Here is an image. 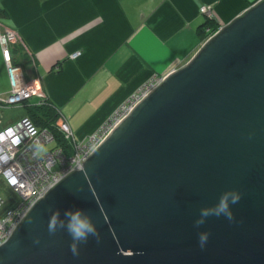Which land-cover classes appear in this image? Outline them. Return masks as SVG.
I'll list each match as a JSON object with an SVG mask.
<instances>
[{
    "label": "water",
    "instance_id": "1",
    "mask_svg": "<svg viewBox=\"0 0 264 264\" xmlns=\"http://www.w3.org/2000/svg\"><path fill=\"white\" fill-rule=\"evenodd\" d=\"M229 190L234 219L205 218ZM82 209L100 234L70 250L49 218ZM209 238L201 248L198 235ZM0 264H264V0L149 90L0 245Z\"/></svg>",
    "mask_w": 264,
    "mask_h": 264
},
{
    "label": "crops",
    "instance_id": "2",
    "mask_svg": "<svg viewBox=\"0 0 264 264\" xmlns=\"http://www.w3.org/2000/svg\"><path fill=\"white\" fill-rule=\"evenodd\" d=\"M256 1L0 0L7 12L0 33L16 35L10 54L24 69L21 80L36 82L57 121L84 140L144 82L185 64L200 48V7L221 26ZM6 69L0 45V98L11 92ZM34 98L39 104L40 95ZM9 108H0L2 123L12 116ZM17 109L22 116L32 107Z\"/></svg>",
    "mask_w": 264,
    "mask_h": 264
},
{
    "label": "built area",
    "instance_id": "3",
    "mask_svg": "<svg viewBox=\"0 0 264 264\" xmlns=\"http://www.w3.org/2000/svg\"><path fill=\"white\" fill-rule=\"evenodd\" d=\"M205 31L208 37L216 30L206 28ZM4 32L0 33V45L9 72L8 76L11 78V92L4 98H0V108H3L7 101L23 97L18 89L20 85L18 84L17 87L13 82L10 63V43L16 42V35L12 33V35H7ZM163 77L164 75L153 76L144 83L113 112L104 125L99 126L96 132L83 143L77 142L68 123L59 119L57 121L59 128L71 143V151L56 144L51 133L42 128L37 129L30 117L22 115L23 123L32 132L33 138L19 137L15 144L0 141V157H5L0 160V245L9 238L17 222L40 196L73 169H82L85 157L107 132ZM37 85L33 81L23 82L22 91H30L31 94L39 95L41 89ZM108 123L109 125L105 126ZM6 127L0 122V130L8 131ZM49 144L52 145L45 148ZM12 179H15L16 183H12Z\"/></svg>",
    "mask_w": 264,
    "mask_h": 264
},
{
    "label": "clouds",
    "instance_id": "4",
    "mask_svg": "<svg viewBox=\"0 0 264 264\" xmlns=\"http://www.w3.org/2000/svg\"><path fill=\"white\" fill-rule=\"evenodd\" d=\"M207 38V37H206ZM205 38V39H206ZM8 135H12L11 129H9ZM5 137L0 135V141H3ZM19 140V137H13L12 142L15 144ZM0 159H5V157H0ZM12 183H16L15 179H12ZM241 198L240 192L236 190L226 191L221 195L219 202L211 208L201 209L200 219L196 221L197 226L202 225L205 222V218L215 216H224L227 220L232 221L234 219L233 213L231 211L230 205H234L239 202ZM65 217L67 218V223L59 219V213H54L48 221V231L50 234H55L58 229H64L67 231L69 236L72 238L70 244V250L73 255L79 254V245L81 243H86L89 237H95L97 242H99L100 234L97 230L96 225L92 221L89 214H86L82 209L66 210ZM209 238V233L207 231L201 232L198 235V241L203 248Z\"/></svg>",
    "mask_w": 264,
    "mask_h": 264
},
{
    "label": "bare ground",
    "instance_id": "5",
    "mask_svg": "<svg viewBox=\"0 0 264 264\" xmlns=\"http://www.w3.org/2000/svg\"><path fill=\"white\" fill-rule=\"evenodd\" d=\"M14 44H16L15 41L12 42V46ZM80 54H81V51L78 50V51H76V52H74L72 54L71 58H73V59L77 58ZM2 55H3V53H2ZM56 69H59V68L56 67ZM6 72H7V76H8V74H9L8 69H6ZM22 73H23V71L21 69H18L17 71H12L13 82H15V86H17V87H18V84L20 85L18 87V89L21 91L20 95H22L23 97L16 98V99H14L12 101H7L6 104H4V109H6L8 107H11V108H13V107H17V108L18 107H23V108H25L27 106L32 107V108H34L35 110L38 111V113H39L38 118L41 119V123H39V124L36 123L35 124L36 128L38 129L39 127H42V126L45 127V126H47V123L44 120L45 116L42 113H40L39 110H40V108H43V107H48V106H52L53 107V103H51L50 99L47 97V95L45 94L44 91H41V92L39 91V93H40L39 95H41L40 96L41 97V101L39 102V104H32L31 97L35 96L36 94H31L30 91H22L23 80H21V78H20ZM8 80H9V83L11 85V78L9 76H8ZM21 82H22V84H21ZM17 108H15V109H17ZM23 112H25V110H23ZM0 122L1 123L3 122L1 117H0ZM106 122H107V120H105L100 126L104 125ZM2 124H5V127L7 126L5 129L8 130V131L3 130V129L0 130V135H3L5 137V139L3 140L4 142H12V138L13 137H28V138L32 139L33 136H34L32 134V132L29 131L26 128V126H25V124L23 123V120H22L21 112L18 111V110H17V115L12 116L9 121H6L5 123H2ZM108 125H109V123L106 124L105 126H108ZM9 129H11V131H12V135L11 136L8 135ZM64 142H65V144L63 146V149H69L71 151L72 150V149H70L71 143L69 142V140L66 137H64Z\"/></svg>",
    "mask_w": 264,
    "mask_h": 264
},
{
    "label": "trees",
    "instance_id": "6",
    "mask_svg": "<svg viewBox=\"0 0 264 264\" xmlns=\"http://www.w3.org/2000/svg\"><path fill=\"white\" fill-rule=\"evenodd\" d=\"M6 15H7L6 10L2 6H0V17H4ZM215 26H217V24H215V18L211 15L206 14L203 22L201 23V25L198 29L200 35L203 38L207 37V31H205L206 28L209 27L211 30H214L217 28ZM26 108L29 109V106L25 107V109ZM39 112L45 116L44 120L47 123V127H49V129H51L54 132L56 144L58 143V144L64 146V144H65L64 138L62 137V134L58 131V126L56 125L57 115L54 113L53 107L48 106V107L40 108ZM26 115H28L35 122V124L41 123V119L38 118L39 113L34 108H32L30 110V114H26Z\"/></svg>",
    "mask_w": 264,
    "mask_h": 264
},
{
    "label": "rangeland",
    "instance_id": "7",
    "mask_svg": "<svg viewBox=\"0 0 264 264\" xmlns=\"http://www.w3.org/2000/svg\"><path fill=\"white\" fill-rule=\"evenodd\" d=\"M202 8H204V10H202ZM199 11H200L201 13H203L204 15H206V14L211 15L210 13L207 12V11H210L209 8H208L207 6H202V7H200V8H199ZM211 16H212V15H211ZM215 27H219V26L217 25V26H215ZM208 28H209V27H208ZM214 30H216V29H214ZM4 33L7 34V35H12V34L15 35V33H14V32H11L10 30H5ZM11 33H12V34H11ZM205 38H206V37L203 38L202 43L204 42ZM10 45L12 46V43H10ZM10 53H11V48H10ZM71 57H72V55H71ZM10 63H11L12 71H16L17 69H21L22 71H24L23 67H21V66L18 65L17 60H15V59L13 60V59H12V56H11V61H10ZM12 64H14V65H16V66H13ZM20 78H21V76H20ZM151 78H152V77H151ZM151 78H150V79H151ZM150 79H149V80H150ZM147 81H148V80H147ZM147 81H146V82H147ZM146 82H144V83H146ZM144 83H143V84H144ZM143 84H142V85H143ZM142 85H141V86H142ZM37 86H38V85H37ZM141 86H140V87H141ZM140 87H139V88H140ZM139 88H138V89H139ZM10 89H11V87H10ZM39 89H41V88L39 87ZM138 89H137V90H138ZM137 90H136L135 92H137ZM40 96H41V95H40ZM31 100H33V101L35 100L34 96L31 97ZM126 101H127V100H126ZM126 101H125V102H126ZM123 103H124V102H123ZM15 108H17V107H13V108H9V109H7V110H6V114H7V115H12V116L17 115V110H18V109H15ZM112 114H113V113H112ZM112 114H111V115H112ZM111 115H110V116H111ZM12 116H11V117H12ZM110 116H109L106 120H108V119L110 118ZM56 125L58 126V131L62 134V137L64 138V134H63L62 130L59 128L58 122L56 123ZM39 128H42V129L47 130L49 133H51V134L53 135L54 140H55V134H54V132H53L51 129H49V127H47V126L43 127V126H42V127H39ZM98 128H99V127H98ZM96 130H97V129H95L93 132H91L90 134H88L87 137H86L84 140H80V139H78V138L74 135L75 140H76L77 142L83 143V142H85L86 140H88V138H89L93 133H95ZM72 132H73V130H72ZM73 134H75V133L73 132ZM51 145H52V144H49L48 146H45V148H47V147H49V146H51ZM45 148H44V149H45Z\"/></svg>",
    "mask_w": 264,
    "mask_h": 264
},
{
    "label": "flooded vegetation",
    "instance_id": "8",
    "mask_svg": "<svg viewBox=\"0 0 264 264\" xmlns=\"http://www.w3.org/2000/svg\"><path fill=\"white\" fill-rule=\"evenodd\" d=\"M218 26H219V25H218ZM219 27H220V26H219ZM219 27L216 28V31L218 30Z\"/></svg>",
    "mask_w": 264,
    "mask_h": 264
}]
</instances>
